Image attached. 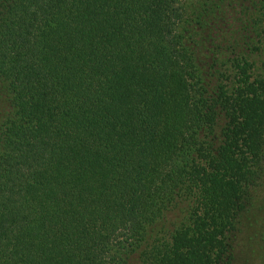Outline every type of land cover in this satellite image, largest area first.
<instances>
[{
    "label": "trees",
    "instance_id": "16d2710c",
    "mask_svg": "<svg viewBox=\"0 0 264 264\" xmlns=\"http://www.w3.org/2000/svg\"><path fill=\"white\" fill-rule=\"evenodd\" d=\"M262 48L264 0H0V264H234Z\"/></svg>",
    "mask_w": 264,
    "mask_h": 264
},
{
    "label": "rangeland",
    "instance_id": "374dc122",
    "mask_svg": "<svg viewBox=\"0 0 264 264\" xmlns=\"http://www.w3.org/2000/svg\"><path fill=\"white\" fill-rule=\"evenodd\" d=\"M254 58L258 65L255 72H264V48ZM261 181L262 185L253 194V209L241 217L240 230L234 241L236 251L234 264H264L262 261L263 245L260 241L261 223L264 218V175Z\"/></svg>",
    "mask_w": 264,
    "mask_h": 264
}]
</instances>
